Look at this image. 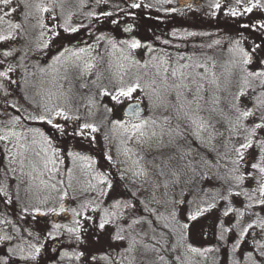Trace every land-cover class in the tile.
I'll return each mask as SVG.
<instances>
[{
    "label": "snow or ice",
    "instance_id": "obj_1",
    "mask_svg": "<svg viewBox=\"0 0 264 264\" xmlns=\"http://www.w3.org/2000/svg\"><path fill=\"white\" fill-rule=\"evenodd\" d=\"M103 2L105 0H95L96 4ZM125 2L128 3V0ZM156 2L171 4L172 0H156ZM67 3L68 0H49L47 4L44 3V0H15V2L14 0H0V42L15 41L17 36L25 39L30 28H48L44 13H48V18L53 21V27L49 29V32L54 38L60 36L57 28L62 29L65 33L78 32L79 28L72 24L75 13L68 11L65 15ZM77 6L78 9L84 7L85 0H77ZM153 6L142 4L137 0L130 2V7L133 9ZM188 7L191 8V5ZM210 7L222 10L226 16L242 17L253 13L254 10L264 11V2L262 0H224L222 4L221 0H213ZM57 8L60 9L59 13L56 12ZM165 11L175 12L176 9H165ZM14 13H18L22 17L20 22H14L11 19ZM88 15L94 16L95 13L89 12ZM101 15L107 18L112 13L102 12ZM30 18L35 19L36 23L30 25ZM112 22L116 23L115 20ZM4 25L7 27H2ZM83 26V24L80 25V27ZM240 27L257 30L264 34V21L262 20L243 23ZM131 30V25L124 28L125 32ZM173 34L175 35V33ZM40 35L43 37L45 33L42 31ZM188 35H195V33H188ZM104 39L103 35L96 37L95 47H99V42ZM242 39L246 38L242 37ZM49 43L50 41L45 40L42 45L37 47L48 49ZM110 43H112L113 48L116 47L114 42L110 41ZM121 43L133 50L143 47L137 39L124 40ZM216 43L219 44L220 42L216 41ZM94 51L93 45L76 48L63 47L51 58V63H47L45 66L36 64L34 67L37 71L28 72L27 66L23 64V58H21V63L16 66L7 63L8 58L14 55L11 44H8L6 49L0 50V80L7 81L9 85L16 84L18 89L24 92L23 99L29 101V108L23 110L26 115H15L8 120H0V141H10L11 138H15L17 141L27 139L28 134L31 133L33 143L36 142L35 136L39 135L50 148L52 141L40 129L29 127L24 132H17L13 129L23 119L24 121H38L51 126L52 129L61 134H65L64 127L55 122L59 117L65 121L75 120L77 126L73 129V135L88 138V142L91 144L94 137H89L91 133L99 131L97 126L88 122L80 123V116H69L64 107L54 104L52 102L53 95L45 88V80L51 78L53 82L58 83L67 79L68 65H71L72 68H79V64L76 63L78 61H84L85 69H92L94 64L91 61L96 59V56H93ZM229 52L232 55L227 61V67L222 73V77L217 76L215 72L209 73L208 65L205 63H180L179 61L185 59L180 57L175 66L170 67L171 58L160 57L158 58L159 64L156 66L155 76L159 77L162 88L154 87L156 79H153L150 84H142V77L139 75L128 82H125L121 76L119 85L112 91L103 89L100 92L103 96H110L114 102L113 107L106 109L108 112H113L117 105L121 106L124 119L113 120L111 124L113 131L117 129L121 131L123 138L120 143L125 145L123 155L126 158L135 156V159L131 161L135 170L132 166L124 168L120 180H124L126 175L130 173L131 183L136 184L139 181L140 188H145L147 185L152 189L150 199L157 204H160L161 201L156 198L155 192L161 187L165 190L164 195L167 196L170 187L179 184L195 185L197 189L203 191L200 188V182L213 180L220 182V189L222 190L212 196L213 202L211 203L197 202L195 198L192 201H163L165 204L169 202L173 204L188 203L192 207L184 210V222L177 219L175 209L166 216L156 212V210H149L150 214H155L158 217L156 223L159 227H152L150 229L152 234L149 235L145 232L140 239H137L136 236L129 238L123 235L122 233L126 229L117 223L119 220H124L125 210L135 208V205L124 199L122 194H118L113 198L111 204L103 209H99L98 205L91 207L90 211L97 214L98 220L94 221L91 215L83 216V219L93 221L94 237L97 242L104 238L106 228L109 226H114L113 231L107 233L109 240L129 241L123 254L105 253L100 257L101 260L107 261L108 264H124V261L135 264L138 258L134 253L139 246V264H171L161 253L172 254L177 250V246L168 244L167 239L174 237L179 232L180 240L183 241L186 238V230L190 226L189 222L197 221L206 212L216 208L215 201L217 199L228 201L230 195H242L245 198V201L242 202L244 211L228 206L222 213L224 217H229L230 213L235 212L238 220L243 219L245 212L252 209L253 205L259 206L260 211L264 212V58H262L264 57V46L253 42L250 48L246 49L241 46V40L238 39L234 41V47L230 48ZM125 59L128 57L126 56ZM254 60L261 66L255 71L249 68ZM6 63L7 67H3ZM134 63L138 64L139 61H134ZM212 67H215L214 62ZM17 68H24L25 74L21 77L22 84L10 76L11 73L16 72ZM198 68L204 69V71L197 72L196 69ZM189 69L191 71H188ZM237 71L239 72V80L234 82L233 77ZM99 79L100 75L98 74L97 79L93 80L92 84L96 85ZM169 79L173 83H169ZM80 86L82 88L88 87L84 83ZM234 87L236 88L235 91H233ZM4 88V83L0 82V90ZM146 89L148 90L146 91ZM249 89L251 94H249ZM30 91L31 95H29ZM138 92L142 95H137ZM10 94V92L5 93L6 104L7 96ZM242 98H245L247 103H244ZM145 99L148 102L149 111V115L146 116L142 115L144 112L142 105ZM89 103L92 101L90 100ZM11 107L16 109L18 113L21 112V108L17 104H12ZM158 112L159 114H157ZM0 114L7 116V107ZM86 130L88 131L86 132ZM43 151L47 154L48 148ZM52 153V157L45 158L43 162L44 172L49 174L59 171L57 167L59 149H53ZM209 154L212 159L208 158ZM35 155L40 156V152H36ZM68 155L73 156L74 159H89L73 153ZM107 159L111 161L112 157L108 156ZM59 163H63V161L59 160ZM213 168L216 169L215 172L209 171ZM49 179L55 180V175H50ZM98 182L105 186L100 189L98 195L108 196L110 191L114 190L112 181L103 173L98 174ZM41 183L54 191H58L57 185L63 184V181L47 183L42 180ZM90 188L95 190L96 186L90 185ZM125 188L127 189L126 185ZM233 188H237L239 191L233 192ZM0 193H3L5 197L8 196L3 186H0ZM67 195L66 191L63 192L59 197L60 200L63 201ZM129 195L135 197L136 194L129 193ZM42 202L46 203L47 198ZM6 203H12L11 199H8ZM89 207V204L85 203L80 206V211L76 208L71 209L73 227L53 224L52 228L58 235L59 230L64 227L68 233L75 234L76 241L80 242L82 225L81 220L76 219V217H81L83 210L89 209ZM145 207L147 209V205ZM33 211L40 215H48L49 213L59 215L66 209L61 203L59 210L50 208L48 212H42L39 207H36ZM22 212H28V207L22 208ZM251 214L258 215L254 211ZM143 222L145 221L142 217H132L131 223L124 220L128 229ZM2 223L11 222L0 220V224ZM147 223L152 224L153 222L149 220ZM234 227L235 225L225 227L222 223L219 240L223 241L225 233L232 231ZM254 228H259L261 234L264 235V217H259L242 228L237 235V241L246 237L249 230ZM48 236L56 239L53 232H49ZM144 237H147V241ZM12 239L13 237L10 235H0V241H11ZM254 245L257 254L254 256L253 252L250 251L247 253V259L250 264H264V243L254 240ZM183 246L186 251L201 256L218 250L200 249L191 244ZM238 246L237 243L236 247ZM43 247L42 244L23 241L14 247H9L7 249L9 256L0 258V264H9L11 256H18L20 260L25 261V264L36 262ZM65 257L81 261V264H92L93 261H97L95 254H89L86 257L84 251L71 254L64 251L60 258L64 259ZM174 258L181 261L180 256ZM181 264H186V261H181ZM235 264H240V262L235 261Z\"/></svg>",
    "mask_w": 264,
    "mask_h": 264
},
{
    "label": "trees",
    "instance_id": "obj_2",
    "mask_svg": "<svg viewBox=\"0 0 264 264\" xmlns=\"http://www.w3.org/2000/svg\"><path fill=\"white\" fill-rule=\"evenodd\" d=\"M48 2L49 0H44V3L47 4ZM130 2L131 0H128V3H126L125 0H105V2L101 4H96L95 0H85V6L78 9L77 0H68L65 8V15H67L68 11L75 13L72 19V24L79 28L78 32L65 33L62 29L57 28L56 30L60 32V36L54 38L49 32V29L53 27V21L48 18V13H44L45 23L48 25V28H30L25 39L17 36L15 41L0 42V50L6 49L8 44H11L14 50V55L13 57L8 58L7 63L16 66L21 63V58H23V64L27 66V71L34 72L37 71L34 65L39 64L40 66H45L47 63H51V58L62 50L63 47L76 48L84 47L86 45L96 46V37L103 35L105 39L101 40L99 45L106 46V49L112 51V57L114 59L113 66L119 68L122 61H124V55L120 52L118 47L113 48L110 41L116 44L124 40L130 41L132 39H137L143 45L142 48L137 50H139V53H141L144 58H146V56L150 57L149 52L151 51L165 52L181 57H187L190 55L197 57L205 56L211 61V73L215 72L217 76L222 77V73L225 72V68L227 67V61L232 55V53L229 52V49L234 47V41L240 39L241 46L246 49L250 48L253 42L260 43L264 46V34L257 30L240 27L243 23H252L256 20L264 21V11L261 10H254L253 13L242 17H230L224 15L222 10L210 7L213 0H172L171 4H159L156 0H137V2L142 4L154 5L150 8L141 7L139 9L131 8ZM262 2H264V0H262ZM221 3L223 4L224 0H221ZM188 5H191V8H189ZM171 8H175L176 11H165V9ZM56 12L59 13L60 9L57 8ZM89 12L95 13V15L89 16ZM102 12H110L112 15L106 18L101 15ZM213 13L215 14L213 15ZM11 19L14 22H20L22 17L18 13H14ZM113 20H115L116 23H113ZM35 23L36 20L30 18L29 24L31 25ZM81 24L84 26L80 27ZM129 25H131L132 30L130 32H125L124 28ZM2 27L6 28L7 26L4 25ZM42 31L45 33L43 37L40 35ZM173 33H175V35ZM188 33H195V35H188ZM242 37L246 39H242ZM45 40L50 41L49 48H38L37 46L42 45ZM165 41H167V43H165ZM216 41H219L220 43L217 44ZM16 49H18V51H16ZM213 62L215 63L214 68L212 67ZM7 63L3 67H7ZM260 67L261 66L255 60L249 66L253 71L258 70ZM24 74V68H17L16 72L11 73L10 76L12 79L18 80L22 84L23 81L21 80V77ZM29 78L32 79V77ZM233 79L234 82L239 80L238 71ZM0 82L5 85V88L0 90V113H3V110L6 107L8 111L7 116L0 114V120H8L15 115H26L23 110L29 108V101L23 99L24 92L19 90L16 84L9 85L7 81L2 80H0ZM45 82L49 85V83L51 84L53 81L51 78H48ZM159 86L158 83L154 85V87L160 89ZM235 90L236 88L234 87L233 91ZM248 91L249 94H251V90L249 89ZM6 92L11 93L7 96V104L5 103ZM29 95H31V92H29ZM37 99L39 98L37 97ZM242 100L244 103H247L245 98H242ZM12 104H17V106L21 108V112L18 113L16 109H13L11 107ZM55 122L60 123L64 127L65 134H61L52 129L51 126L42 124L38 121L21 120V123L28 127L38 128L45 131L51 137L54 144L62 149H67L74 155H89L95 159L99 156L101 160H104L107 176L115 184L114 190L117 189L119 194L124 196V199L130 204L135 205L134 209L129 208L125 210L124 220L131 223L132 217H142L145 222L141 224H146L150 229L152 227L158 228L159 226L156 223L158 217L155 214H150L149 211L156 209L136 195L135 197H131L129 193L132 192L125 188L126 184L118 182V178L116 179L114 176L115 170L108 161L105 152L101 150V142L93 140V142L89 144L88 138L74 136L73 129L76 128L77 123L72 120L65 122L58 120L57 118ZM91 137L92 134L89 138ZM193 147L195 148L196 146L194 145ZM208 158L212 159V156L209 154ZM110 174L113 176H110ZM202 183L204 182H200V188H202L204 192H210L211 198L216 192L222 191L220 189L219 181L207 180V185L204 188L202 187ZM17 185L18 184L15 182V179L11 174L5 146L3 142L0 141V186H3L8 193L7 197H5L3 193H0V211L3 214H9L10 218H12L19 231L20 239L22 238L20 243L23 241H31L33 243L42 244L44 247L41 249L39 257L44 255L51 258L53 252H51L50 249L53 244H56L57 249L60 251H68L70 254L81 251L78 246L79 242L75 239V234L68 233L66 228L62 227L57 235L52 228L54 223L48 222L43 218L32 217L27 212H22V206L17 199ZM235 191H239V189L233 188V192ZM67 198L72 199L69 195ZM8 199H11L12 207H8V203H6ZM243 201H245V198L242 195H230L228 201L217 199L215 201L217 207L213 209L215 214H212L211 212L213 211H211L209 217L215 216L217 218L218 216L220 220L226 222L227 217L222 215L223 211L226 210L228 206L237 207L239 204L240 206H243ZM111 202L112 200L104 207L109 206ZM66 205L70 210L73 208H76L78 211L81 210V205L78 201L73 200L67 202ZM146 205L147 209L145 207ZM249 210L264 213L261 212L259 206L256 205H253V208ZM156 212L159 211L156 210ZM124 220L117 221L118 224L126 229V231L122 233L123 235L128 231H132L133 228L136 227L135 225L133 228L128 229ZM149 220L153 223H147ZM63 225H66L67 227L74 226L72 220L66 221ZM113 228L114 226H109L108 229H106L104 238L102 239V243H104L101 248H98L97 246L91 252V254L97 256V261H93L92 264H108L107 261L100 259L105 253H111L112 255H116V253H124V249L113 244L114 240H109L107 237V233L112 232ZM49 232H53L56 239L49 237ZM94 232L95 228L93 226V221L90 225L86 223L82 224L81 240H84L85 238L89 239V235L91 236V239H95ZM29 233H31V235H29ZM205 234L206 236H209V233ZM176 235L168 238L167 243L177 246ZM133 236H136L139 239L142 237L140 234L135 235V232ZM217 242L219 244L218 240ZM176 252L177 250L172 254L167 252H162L161 254L164 255L171 264H178L177 260L174 258ZM227 253H229L227 250L220 252L218 258L221 261L220 264H235V259L233 261L229 259ZM8 256L7 249L0 246V258ZM117 259H119V257H117ZM10 260H14V258L10 257L9 261ZM18 262L19 264H25V261H22L19 258ZM36 262H28V264H36ZM64 264H81V261H72V259L68 258Z\"/></svg>",
    "mask_w": 264,
    "mask_h": 264
},
{
    "label": "rangeland",
    "instance_id": "obj_3",
    "mask_svg": "<svg viewBox=\"0 0 264 264\" xmlns=\"http://www.w3.org/2000/svg\"><path fill=\"white\" fill-rule=\"evenodd\" d=\"M126 46L121 42L116 43V47H118L120 52L124 55V61H122L119 68L113 66L114 59L112 57V51L106 49L107 47L103 45H99V47L94 46L95 51L93 52V56H96V59L91 61V63L94 64L92 69H85L84 61L76 62L79 64V68H72L71 65H68V78L61 80L58 83L51 82L49 85L45 82V88L53 95L52 102L57 106L64 107L69 116H80V123L88 122L97 126L99 131L91 133L92 137H94V140L101 142V150L105 152L106 156L112 157V160L108 161L115 170L114 176L116 179L118 178V182L126 184L127 189L130 192L135 193L137 197L143 199L147 204L151 205L165 216L168 215L170 211L175 209L177 212V219L184 222V210L192 207V205L188 203L173 204L171 202L165 204L163 201H192L195 198L197 202L211 203V193L208 191H200L195 185L185 186L183 184H179L170 187L168 189L167 196H165V190L161 187L155 192L156 198L161 201L160 204H157L150 199L152 189L147 185H145V188H140L139 181L136 184L131 183L130 173L126 175L124 180H120L122 170L132 166L131 161L132 159H135V156L126 158L123 155L125 145L120 143L123 138L121 136V131L119 129L113 131V125L111 124V121L113 120L124 119L121 106L117 105L113 112H108L106 109L113 107L114 102L111 100L110 96H103L100 94L103 89L112 91L115 87H117L120 83L121 76L125 82H128L135 79V77L139 75L142 77V84H150L153 79H156V83H158L160 85L159 87L162 88L159 77L155 76L156 66L159 64L158 58L164 57L165 59H168L170 57L169 66L171 67L175 66L181 56L165 52L151 51L149 52L150 57L146 56V58H144L141 53H139V50H132ZM126 56L128 59H125ZM184 58V60L179 62L189 64L205 63L208 65L209 73H211V61L209 58L205 56L197 57L192 55ZM134 61H139V63H134ZM188 71H191V69ZM196 71L203 72L204 69L198 68ZM81 73H83V75H81ZM98 74L100 75V79L97 80L96 85H93L92 81L97 79ZM82 83L87 84L88 87L82 88L80 86ZM169 83H173V81L169 79ZM147 90L148 89H146V91ZM137 95L142 94L138 92ZM90 100L92 103H89ZM143 106L146 110L145 116L149 115L148 102L146 99ZM157 114H159V112ZM57 118L58 120L65 121L62 118ZM72 121L76 122L75 120ZM27 128L29 127L20 123L15 126L13 130L17 132H24ZM40 131H42L45 136L52 141L50 148L44 143L43 138L39 135L35 136L36 142L33 143V136L31 133L28 134L27 139L17 141L15 138H11L10 141H2L7 152L12 177L18 184L17 199L19 203L22 208L25 206L28 207L27 213H29L30 216L43 218L48 222L61 225L66 223L68 220L73 221L72 212L66 205L67 202L74 200L80 202V205L88 203L90 206L89 209H84L82 216L76 217V219L81 220V225L85 223L90 225L92 221H85L83 216L91 215L93 216V220L98 219L97 214L91 212L90 208L98 205L99 209H103L109 201L113 200V198L119 194L116 189L110 191L108 196L98 195L100 189L105 187L104 185L99 184L98 174L103 173L109 180H111L106 174L104 160H101L99 156L95 159L87 153L86 154L90 158L86 155L80 157H88V160L79 158L74 159L73 156L68 155L71 152L67 149L58 147L45 131L41 129ZM105 137H107V139H105ZM45 148H48L47 154L43 151ZM53 149H59L57 163L59 171L54 174H49L44 172L43 162L45 158L52 157ZM36 152H40V156H36ZM59 160H62L63 163H59ZM125 161L127 162L124 163ZM132 167L133 170H135V167ZM209 171L215 172L216 170L213 168ZM42 172H44L43 175H41ZM50 175H55V180H50ZM110 176L113 175L110 174ZM42 180L47 183L63 181V184H58L57 188L59 190L54 191L51 188L46 187L45 184H42ZM203 182L202 187L204 188L207 185V180ZM90 185H95V190L91 189ZM114 185L115 184L113 183V186ZM65 191L72 197V199H68L67 195L64 200L61 201L59 197ZM45 198H47L46 203L42 202ZM61 203H63L66 211L60 212L59 215L52 213H49L48 215H40L33 211L36 207H39L42 212H48V209L50 208H56L59 210ZM10 206L12 207V203L8 204V207ZM233 208L244 211L243 206H240V204L239 206ZM211 211H213V209L199 217L197 221L189 222L190 226L186 230V238L183 241L180 240L179 232H177V252L175 253V256H180L181 261H186V264H220L221 261L218 259L220 252L227 250L229 252L227 253V257L232 261L235 259L234 261H239L240 264H250L247 259V253L251 251L254 256L257 254L255 251L254 240L264 243V235L261 234L259 228L249 230V234L246 237L240 238L239 241H237V235L242 228L247 226L249 222L255 221L259 217H264V213L254 211L258 214L254 216L251 214L253 211L247 210L243 219L238 220L237 214L233 212L229 214L227 221L223 222L218 216L217 218L215 216L209 217V214H215L214 211ZM0 220L11 222L0 224V235L7 234L13 237L11 241H0V246L4 249H8L9 247H14L19 244L21 241L20 234L12 218H10V215L6 213L3 214L0 211ZM222 223L225 227L235 225L232 231L225 233V239L223 241L219 240V235L222 231ZM106 229H108V227ZM134 232L135 235L140 234L143 236L145 232L151 235L150 228L146 226V224L136 225V227L133 228L132 231H128L125 236L130 238L133 236ZM205 233H209V236H206ZM90 237L91 236L89 235V239H82L78 244L81 251L85 252L86 257L91 254L97 246L98 248H101L104 243H102V240L97 242L95 239H91ZM136 238L139 239L138 237ZM144 239L147 241V237H144ZM217 240L219 241V244ZM128 242V240H114L113 244L125 249L128 246ZM237 243L239 244L238 247H236ZM185 244H191L193 247L200 249L212 248L218 250L205 253L204 256H201L199 254L186 251L183 246ZM50 251L53 252V256L51 258L44 255L41 257L38 256L36 264H64L68 259L67 257L64 259L60 258L61 253H63L64 250L60 251L57 249L56 244L51 246ZM134 255L138 258L135 264H139V246H137V251ZM11 258H14L15 261L10 260L9 264H19L18 256H11ZM73 260L75 259H72V261ZM181 261H177V263L181 264ZM124 264H129V261H124Z\"/></svg>",
    "mask_w": 264,
    "mask_h": 264
},
{
    "label": "water",
    "instance_id": "obj_4",
    "mask_svg": "<svg viewBox=\"0 0 264 264\" xmlns=\"http://www.w3.org/2000/svg\"><path fill=\"white\" fill-rule=\"evenodd\" d=\"M142 108L144 109V112L142 113V115H145V113H146V110H145V108H144V106L142 105Z\"/></svg>",
    "mask_w": 264,
    "mask_h": 264
}]
</instances>
